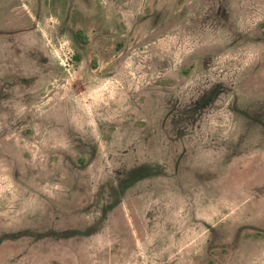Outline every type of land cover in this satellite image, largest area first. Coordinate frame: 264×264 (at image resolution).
Wrapping results in <instances>:
<instances>
[{"label": "rangeland", "instance_id": "1", "mask_svg": "<svg viewBox=\"0 0 264 264\" xmlns=\"http://www.w3.org/2000/svg\"><path fill=\"white\" fill-rule=\"evenodd\" d=\"M0 264H264V0H0Z\"/></svg>", "mask_w": 264, "mask_h": 264}]
</instances>
